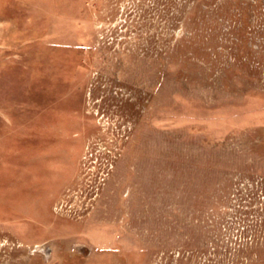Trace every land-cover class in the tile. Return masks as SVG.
I'll use <instances>...</instances> for the list:
<instances>
[{
    "label": "rangeland",
    "instance_id": "rangeland-1",
    "mask_svg": "<svg viewBox=\"0 0 264 264\" xmlns=\"http://www.w3.org/2000/svg\"><path fill=\"white\" fill-rule=\"evenodd\" d=\"M0 264H264V0H0Z\"/></svg>",
    "mask_w": 264,
    "mask_h": 264
}]
</instances>
